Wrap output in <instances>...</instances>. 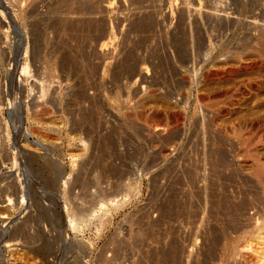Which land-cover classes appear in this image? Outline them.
<instances>
[{"label":"rangeland","instance_id":"obj_1","mask_svg":"<svg viewBox=\"0 0 264 264\" xmlns=\"http://www.w3.org/2000/svg\"><path fill=\"white\" fill-rule=\"evenodd\" d=\"M262 29L264 0H0V264L263 259Z\"/></svg>","mask_w":264,"mask_h":264},{"label":"bare ground","instance_id":"obj_2","mask_svg":"<svg viewBox=\"0 0 264 264\" xmlns=\"http://www.w3.org/2000/svg\"><path fill=\"white\" fill-rule=\"evenodd\" d=\"M79 2H80V1H79ZM98 3H99V2H98ZM7 5H8L7 7H9V8H7L8 11H9L10 9L13 11V13H14L13 15H14L15 18L13 17L14 19H13V18H11V19H12L13 21H15V20H16V17H17V15H16V11H15V9H13V8H15V7H14L13 4H11L10 2H8ZM5 7H6V6H5ZM21 8H22V7H21ZM88 11H89V10H88ZM10 16H12V14H11ZM219 16H220V15H219ZM84 17H85V16H84ZM11 19H10V20H11ZM17 22H18V21H17ZM224 25H225V24H224ZM225 26H226V25H225ZM255 29H256V28H255ZM17 30H18V29H17ZM17 30H16V31H17ZM19 32H20V31H19ZM25 32H26V31H25ZM20 33H21V32H20ZM255 35H256V34H255ZM18 36H19V35H18ZM22 36H23V35H22ZM251 36H252V35H251ZM20 37H21V36H20ZM214 37H215V36H214ZM257 37H258V42H259V43H262V44L264 45V29L259 30V36H257ZM23 38H24V36H23ZM256 39H257V38H256ZM19 40H21V38H20ZM196 40H197V39H196ZM253 41H254V40H253ZM259 43H258V44H259ZM208 45H209V44H208ZM221 46H222V45H221ZM245 47H246V46H245ZM247 47H248V46H247ZM253 47H254V46H253ZM248 48H249V47H248ZM252 49H253V48H252ZM25 51H26V50H25ZM243 51H244V50H243ZM247 51H248V50H247ZM26 52H28V51H26ZM26 54H27V53H26ZM27 55H28V54H27ZM241 55H243V54H241V53L239 54V53L237 52V54L234 55V57H235L234 59L238 60V62L241 60L240 63L243 62V58H242ZM248 55H249V54H248ZM228 56H229V55H228ZM244 56H245V55H244ZM19 59H22V58H19ZM220 59H221V58H220ZM216 62H217V61H216ZM230 62H231V61H230ZM233 62H234V61H233ZM262 62H264V61H262ZM261 64H262V63H261ZM263 64H264V63H263ZM231 66H232V65H231ZM229 67H230V66H229ZM20 68H21V72H22L21 74H28V72L30 71L28 65H23V67L21 66ZM213 68H214V67H213ZM222 68H223V67H222ZM225 68H226V67H225ZM239 68H240V67H239ZM216 70H217V68H216ZM230 71H231V70H230ZM230 71H229V72H230ZM224 73H225V72H224ZM211 74H212V73H211ZM213 74L215 75V73H213ZM221 74L224 75L223 73H221ZM229 74H230V73H229ZM214 75H213V77H214ZM217 75H218V74H217ZM219 75H220V74H219ZM226 75H227V74H226ZM199 100H200V99H199ZM178 118H179V120H180V119L182 118V116L179 115ZM177 120H178V119H177ZM159 130H160V129H159ZM259 166L261 167V165H258V166H257V171H256V173H257V175H260V174L262 175V173H261V172H262V168H260ZM261 175H260V176H261ZM262 183H263V181L261 182V184H262ZM263 184H264V183H263ZM262 192H263L262 194L264 195V185H263V187H262ZM114 200H117V199H114ZM114 200H112V202H111L110 204H111V205L114 207V209H115V207L118 206L119 204L117 205V201H114ZM263 200H264V199H263ZM103 202H104V201H103ZM262 204H263V203H262ZM263 205H264V204H263ZM103 206H104V205H103ZM103 206H102V208L105 207V206H104V207H103ZM106 207H107V206H106ZM106 207H105V208H106ZM244 207H245V206H244ZM261 207H262V206H261ZM99 208H100V207H99ZM105 208H104V209H105ZM223 208H224V207H223ZM105 211H106V209H105ZM93 212H95V211H93ZM93 212H92V213H93ZM96 216H97V215H96ZM256 216H257V221L260 222V223L257 222L258 225H259V224H260V225H259V227H258L257 229H255V230H256L255 232L257 233L256 239H257V240H260V241L263 242V241H264V208L262 209V211L257 212V213H256ZM251 218H255V217H251ZM69 220H70V219H69ZM248 221H249V220H248ZM253 221L255 222L256 219L253 220ZM71 222H72L73 224L75 223V222H73V221H71ZM249 222L251 223V221H249ZM72 223H71V224H72ZM255 223H256V222H255ZM73 227H74V226H73ZM255 227H256V226H255ZM262 245H263V244H262ZM260 247H261V246H260ZM232 248H233V247H232ZM236 249H237V248H236ZM236 249H235L236 252H233L234 255H233L232 253H230V254H232V256L239 255L240 250H238V249L236 250ZM239 249H240V248H239ZM259 249H260V248H259ZM254 250H255V249H254ZM263 250H264V249H263ZM229 252H230V251H228L226 255L229 256V254H228ZM240 254H241V252H240ZM263 254H264V253H263ZM258 255H259V254H258ZM230 256H231V255H230ZM230 256H229V257H230ZM232 256H231V257H232ZM262 256H263V255H262ZM257 257H258V256H257ZM235 258H236V257H235ZM238 258H239V257H238ZM260 258H261V257H260ZM236 259H237V258H236ZM255 259H256V258H255ZM258 259H259V258H258ZM229 261H230V260H229ZM255 264H264V256H263V259L259 260V261L256 262Z\"/></svg>","mask_w":264,"mask_h":264}]
</instances>
